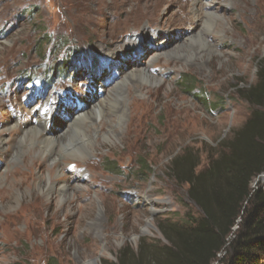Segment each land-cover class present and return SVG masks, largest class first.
<instances>
[{
    "label": "rangeland",
    "instance_id": "1",
    "mask_svg": "<svg viewBox=\"0 0 264 264\" xmlns=\"http://www.w3.org/2000/svg\"><path fill=\"white\" fill-rule=\"evenodd\" d=\"M249 1L246 10L222 5L225 30L207 33V43L195 42L201 54L186 51L179 61L175 49L196 40L203 27L191 19L193 0H0V189L7 180L15 183L0 191V264H90L100 256L101 264L116 262L124 246L137 249L143 238L166 243L159 222L182 224L199 214L187 186L167 169L185 147L198 151L204 169L208 155L250 113L236 87L257 81L264 0ZM142 67L162 88L146 81L139 83L142 92L123 86L127 114L118 130L125 141L117 146L101 142L82 161L60 155L53 161L51 148L22 138V129L42 119L45 134L65 130V121ZM184 78L192 81L188 88ZM130 114L138 118L127 134ZM10 124L18 129L2 131ZM35 162L26 191L19 183ZM49 173L56 184L51 195ZM65 183L68 195L82 190L67 206ZM260 183L264 176L255 187Z\"/></svg>",
    "mask_w": 264,
    "mask_h": 264
},
{
    "label": "trees",
    "instance_id": "2",
    "mask_svg": "<svg viewBox=\"0 0 264 264\" xmlns=\"http://www.w3.org/2000/svg\"><path fill=\"white\" fill-rule=\"evenodd\" d=\"M186 79L188 88L192 81ZM236 90L250 113L208 155L207 166L199 170L200 154L190 147L175 153L168 165L167 174L187 186L199 214H188L182 224L159 222L166 243L143 238L137 249L124 246L108 264H264V183L252 185L264 174V58L257 81ZM139 165L151 171L149 164Z\"/></svg>",
    "mask_w": 264,
    "mask_h": 264
},
{
    "label": "bare ground",
    "instance_id": "3",
    "mask_svg": "<svg viewBox=\"0 0 264 264\" xmlns=\"http://www.w3.org/2000/svg\"><path fill=\"white\" fill-rule=\"evenodd\" d=\"M231 2L234 3V5L236 4V6H239L241 9H245V10L247 9L248 5H250L249 0H232ZM218 3H220V5L219 7H216V4ZM232 3H230L229 0H213L212 2L210 1L201 2L200 0H193V5H192L193 16L191 19L194 22L200 21L202 23L201 26L203 27L199 32V34L196 36L195 38L196 40H193L192 43H187V44H185L186 43L185 42L184 45L179 46L175 49L176 55H178L176 56L177 60L183 61L186 58H188L189 55L188 56H186V54L182 55L186 51L191 53L196 52V56H198V51L200 52L199 54H201V50H200L201 48H199L201 45L199 46L197 44L198 42L195 43L196 41H200V42L205 41L207 43L208 42L207 36H205L207 33L210 34L214 31L215 35H218L220 32L225 30L224 28L225 21L223 22V17L219 15L218 10L221 8L222 5L227 4L229 6ZM215 50H216L215 46L213 45L210 48V53H209L210 56L213 55V53H215ZM160 55H164V53L157 54L155 58L159 59ZM144 81H146L149 84H153L154 86L152 87L153 88L155 87V90L158 87L162 88L161 82L159 81L157 82L155 77L152 76L148 72V70L145 69L144 67L133 69L129 71V73L127 72V74L124 75L123 79H121V81L117 85H114L108 91L107 98L105 97L99 101H96V103L92 104L85 111L78 112L73 116L71 115L72 117L70 121L64 122L67 123L68 126L67 128L64 127L66 128L65 130H62L61 132L58 133L53 132L52 136L49 134H45L44 132L45 121L44 119H42L43 120L42 123L39 122L37 126L27 125L24 129H22L21 132H23L24 134L22 138L32 143H42L43 148H48V147L51 148V153L49 152L48 153H49V159L53 161L57 160L55 156H59V155L62 157V161L63 159L66 158H74L82 161L87 156L93 154V152L97 150V147L101 144V142L111 143V145L115 147L117 146L118 142L125 141V137H123L124 136L123 133H121L120 130H118L123 126L127 114V109H126L127 97L124 94L123 86L128 87V89L132 87L133 90L134 89L136 90L135 92L137 91L142 92L145 90V87L139 85V83ZM135 84H138V86H135ZM153 88L149 89L150 93H152ZM137 101H141V100L139 99ZM134 104L135 103H132V107L134 106ZM135 116H136L135 114H132L130 118L131 121H128V123L126 124L127 134L129 133V131H131L132 119H134ZM58 126H61V124L60 125L58 124ZM17 129L18 128L16 125L10 124L4 127L2 131L12 132L13 130H17ZM4 142L5 139H3L0 136V147L1 145L4 144ZM56 145H58L59 148L58 150H55ZM68 164L70 163H67V165ZM36 166L37 164L35 162L31 167L30 174L26 177L24 176L23 177L24 179L21 178V182L19 183L26 191H28L33 187V181H35L33 177L35 176L34 172ZM90 180H92V178ZM7 181L8 182L6 183V185L3 186L0 189V191L9 190L8 189L9 187L15 185L14 182H10L9 180ZM46 182L49 186L48 195H51V192H53L56 184H55V179H53L50 173L48 174V180ZM68 186L69 185H67L66 183L60 186V189L62 190L61 197L63 198V202L65 206L70 204L71 198H75L77 194L82 193V190L79 187H77L75 190L71 189L68 195V190H69ZM66 196L69 197L67 198ZM104 253L105 251L102 252V255H104ZM90 264H101V256L97 259L91 260Z\"/></svg>",
    "mask_w": 264,
    "mask_h": 264
},
{
    "label": "water",
    "instance_id": "4",
    "mask_svg": "<svg viewBox=\"0 0 264 264\" xmlns=\"http://www.w3.org/2000/svg\"><path fill=\"white\" fill-rule=\"evenodd\" d=\"M264 176V174L260 175L258 178L255 179V181L253 182V187H255V185L257 184L258 180L260 177Z\"/></svg>",
    "mask_w": 264,
    "mask_h": 264
}]
</instances>
